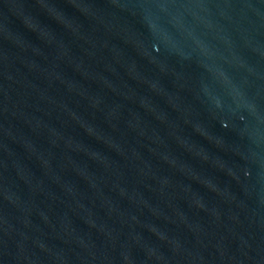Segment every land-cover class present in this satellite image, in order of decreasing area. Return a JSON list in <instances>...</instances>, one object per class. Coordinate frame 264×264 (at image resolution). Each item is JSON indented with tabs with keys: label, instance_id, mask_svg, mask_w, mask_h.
<instances>
[{
	"label": "water",
	"instance_id": "obj_1",
	"mask_svg": "<svg viewBox=\"0 0 264 264\" xmlns=\"http://www.w3.org/2000/svg\"><path fill=\"white\" fill-rule=\"evenodd\" d=\"M0 264H264V0H0Z\"/></svg>",
	"mask_w": 264,
	"mask_h": 264
}]
</instances>
